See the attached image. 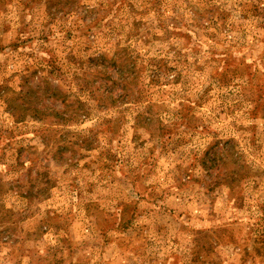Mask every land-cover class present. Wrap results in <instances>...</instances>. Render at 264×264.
Returning a JSON list of instances; mask_svg holds the SVG:
<instances>
[{"label":"rangeland","instance_id":"rangeland-1","mask_svg":"<svg viewBox=\"0 0 264 264\" xmlns=\"http://www.w3.org/2000/svg\"><path fill=\"white\" fill-rule=\"evenodd\" d=\"M0 264H264V0H0Z\"/></svg>","mask_w":264,"mask_h":264}]
</instances>
